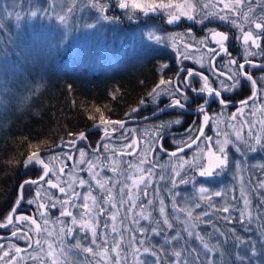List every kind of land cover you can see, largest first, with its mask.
Wrapping results in <instances>:
<instances>
[{
	"label": "rangeland",
	"instance_id": "374dc122",
	"mask_svg": "<svg viewBox=\"0 0 264 264\" xmlns=\"http://www.w3.org/2000/svg\"><path fill=\"white\" fill-rule=\"evenodd\" d=\"M104 2L109 5L106 14L119 16L120 20L118 22L101 20L97 23L96 28L89 29L85 25L96 23L95 18L99 16V13L95 10H77L69 18L67 26L60 24L54 17H31L28 15L30 10H35V7L53 6L57 13L63 14L62 10L66 5L71 4V0H0V85H4L6 89V97H0V99H4V106L0 107V134L7 130L15 117H21L23 113L29 110L50 83H53L50 80L57 78L90 79L93 76L110 77L122 76L127 73L135 74V71L137 72L144 65L151 63L156 65L154 71L157 83L161 77L171 78L175 83L178 69L197 68L210 71L208 49L217 47L213 43L214 38L211 35V30L223 31L228 35L232 33V36L235 37V43L233 44L239 47L242 58L245 56L247 46L243 43L242 32L230 22H222L219 19H212L211 22L205 20L204 23L193 22L187 25L189 28L177 30L173 24L167 23L168 13L172 9L158 7L156 11H151L150 8L153 3L159 5L168 3L169 0H138L142 7L147 8V15L139 9L134 12L131 10L123 11L115 6L117 0H104ZM171 2L182 4L184 0H171ZM226 2H231V0H226ZM250 2L251 11H249L247 3L237 5V7L242 8L250 19L256 15L255 21L259 22L264 18V0H250ZM200 4L210 5L206 9L209 13L219 12L223 8V3L220 0H200ZM126 11H129L135 18L129 20L125 14ZM196 11L199 13L200 9L198 8ZM8 13L12 14L11 17ZM17 13L23 17L19 21L16 19ZM232 15L235 16V12ZM241 20H243V17H241ZM180 21L186 24L191 20L181 18ZM248 25L249 23L245 21L241 23V28L247 29L249 28ZM202 26L204 32L199 38L197 37L198 29ZM149 31L163 37V42L156 43L148 40L147 33ZM65 34H67V40L62 46L57 47ZM252 49L249 50L252 51ZM163 64H167L169 68L162 70L161 66ZM218 67L221 68L222 66L219 64ZM23 97H27V99L25 100ZM159 99L162 105L171 102L167 95H162ZM146 101L142 105L144 108H156L150 98L147 97ZM262 109H264V104L259 99L255 103L254 115L244 106L231 112L225 110L213 111L208 114L211 122L206 126L203 125L202 116L199 127L203 126L205 130L207 128V136L201 143H198V146L193 144L191 147H184V144L189 141L190 136L197 135L195 130L182 139L170 138L168 141L174 147L172 152H176L175 156L172 155V152L161 153L159 151V140L156 139L157 132L160 131L163 136L181 126L182 123L175 124L171 123L175 119H166L156 122L149 121L142 126L134 123L127 124L123 129H119L117 126L115 135H111V126H109L110 139H104L103 127H100L99 130L97 129L99 133L98 147L95 146L94 149L87 148L85 142L81 140L74 149H71L72 147H68L69 143L73 141L71 140L65 144L68 150L47 154L43 158L48 161L55 157L50 163L53 171H57L66 164L65 174H62L61 179L55 182L61 185L73 183L76 191L80 193L86 192L87 186L80 188L79 179L83 178L88 181L91 178L88 174V166L80 165L79 161L81 159H91L96 165L93 171L100 172L99 178L101 181L105 182L107 186L116 185L112 188V195L115 198L113 202L119 201V188L122 186L119 182L124 180L122 173L127 168V162L130 161L135 165L143 160L144 163L140 165L141 168H152L150 178L147 177L146 173H140L135 168L128 174L133 175L134 179L142 174L149 179L148 198L154 199L157 207L159 206V199L163 198L167 213L170 216H179L183 220L187 211L192 210L191 206L195 203H199L201 207L194 209V216L205 210L212 212L213 207L228 206L231 209L234 204L236 209L244 211L246 219L243 224L237 219L240 216L239 210H232L228 214L216 212L211 216L215 227L229 234V244L224 245V247L231 246L233 230H235L236 235L257 242L260 240L261 234H264V227H260L256 217L258 212H264V188H260L258 183L260 179H264V150L257 146V151L245 152L243 142L236 141V133L240 132L247 139L249 131L247 121L251 120L254 125L252 131L264 140V123H262L264 122V114H262ZM233 115L237 118L232 119ZM126 117L136 119L135 112H132L130 117ZM180 120L182 121V119ZM161 124L166 125V127L159 129L158 126ZM121 132L128 137L127 140L121 139ZM225 134L227 135L225 136ZM208 137H211V140L207 139ZM225 138L240 145L241 152H237L232 143L226 147L230 161H240L241 168L237 170L233 165H230L218 175L212 177L200 176V166H208L210 161H214L213 153L219 147L216 141L220 140L222 143ZM78 139L79 137L76 140ZM102 140L108 145L107 151L101 145ZM132 141H135V147L131 149V154H129V149L125 147V144ZM180 147H184V150L178 151ZM79 148L85 149V157L81 158L79 156ZM65 153H70L74 159L65 160ZM81 167L85 170L81 171ZM113 167L116 168V172L111 171ZM174 169L180 172L179 176L174 175ZM161 176L164 179H160ZM106 177H111L112 180H105ZM173 178L177 181L175 186L172 184ZM181 178L188 180V183H178ZM127 183L130 185L131 181H127ZM201 187L209 189V192L206 194L201 193L199 191ZM19 188L18 199L21 195L23 196L20 206L22 209L19 208L18 214L14 217L28 216L34 218L41 228L46 229V231L38 234L36 226L31 224V220H16L13 217V225L1 229L4 232L0 234V264H52L53 258L56 259L57 264H112V253L104 255V249L110 248L114 239L122 245V251L120 252L122 264H138L139 257L135 252V249L139 246L138 241L144 239V246H147L148 243L156 245L163 243L162 236H155L151 231L141 235L139 231L141 226L144 228L150 227L147 221L140 219L139 225L132 223L133 219L139 218L137 215L140 211L138 207L134 212L128 213V217L123 221V224H121L120 217L124 215V210L120 209L117 212V220L115 222L109 221V226L105 229L103 225L105 220L108 219L107 214L104 216L98 215L95 211L98 205H93L92 201L89 200V207L93 211L90 215H85L84 219L93 223L99 234L97 244L93 245L91 243L93 239L91 230L80 227L82 209L79 207L69 209L77 216L78 223L76 225L71 223V218L60 216L61 206L58 200L64 197L57 189H50L43 181H40L37 185H26L21 194ZM93 188V195L102 200L100 190L96 188L94 182ZM216 191H220L222 196H214L213 193ZM242 191L248 195L250 200L248 209L244 208L240 200ZM37 192H39V196L36 195ZM173 193L177 195L174 196ZM205 195L211 196V200L201 199ZM233 196L237 198L235 201L232 200ZM49 197L56 200V207L40 209L39 204L44 203L46 206L49 204ZM132 198L137 204L141 200H144L145 204L147 202L138 191H133ZM29 200H33V203L29 204ZM125 202L127 204V198H125ZM173 204L177 206L175 212ZM104 206L108 207V205ZM180 208H183L184 211H179ZM149 211H151L150 208ZM41 213H44V216H41ZM144 214L147 215L148 213L145 212ZM152 215L159 218L158 212H153ZM225 215H229L232 222L222 219ZM249 215L251 216V222L247 219ZM45 219L48 221L47 225L44 224ZM202 219L207 220L209 217H202ZM4 221L0 223L3 224ZM60 221L64 223L62 224ZM195 223L197 224V231L205 235L206 239L208 238L207 234L213 233L212 225L200 223L199 221H195ZM113 226L117 229L115 234L111 231ZM69 227L72 228L70 233L67 232ZM181 227L183 225L176 222V228L173 231H179ZM17 228L24 230L25 236L23 238L19 233L15 237L11 235ZM62 228L64 231H61ZM121 229H124L123 232H121ZM28 232L31 233L30 240L27 239ZM133 236L135 239H133ZM217 236V233H213L212 244L216 243ZM105 238L108 241L107 244H104ZM37 239L40 240L43 247L42 252L38 250L36 245ZM77 243L81 245L80 249L74 247ZM193 244H195V241H193ZM48 245L52 246V257L47 255L49 252ZM100 245H104V247L101 248ZM13 246H18L21 252L16 253ZM84 248H92L93 252H85L83 251ZM257 249L258 255L252 258L251 264H264V254H259V244H257ZM5 251L13 254L15 259L4 258L3 253ZM148 259L151 260L152 258L148 257ZM165 259L169 258L165 257ZM211 259L216 264H224L218 254L212 255Z\"/></svg>",
	"mask_w": 264,
	"mask_h": 264
},
{
	"label": "snow or ice",
	"instance_id": "6c2138e0",
	"mask_svg": "<svg viewBox=\"0 0 264 264\" xmlns=\"http://www.w3.org/2000/svg\"><path fill=\"white\" fill-rule=\"evenodd\" d=\"M223 3V8L216 13H209L206 11L210 5L200 4V0H184V2L173 4L171 0L168 3H161L159 5L153 3L150 8L151 11H156L157 8H164V9H172L168 13L167 16V23L174 24L181 20V18H186L196 23H204L205 20L211 22L212 19H219L220 21L230 22L234 27L240 29L243 33L242 39L243 43L247 46L245 48V56L243 58V62L238 61L235 58H232L228 47L227 42L229 41L230 37L227 33L223 31H216L211 30V35L213 36L214 40L213 43L217 45V47L209 48L208 51L210 53V61L212 62V67L214 68V74L216 76L215 81L210 82V78L208 75L195 71L193 69H178L176 73V82L173 83L171 78H163L159 79V82L156 84L155 87L152 88L150 92H148L147 96L151 99V102L156 105V108L160 114H167V108H179L185 110L189 106L190 99H195V97H190L189 93L195 94L196 97H199V102L197 103L196 107L197 110L203 114V125L206 126L211 122V118L207 113V106L209 105L210 99L213 102L217 103L222 107H227L230 102L231 98L229 96H225L226 92L235 93L237 89L243 90L247 86V84L251 85V90L248 98L241 100L239 103L248 108L251 114H255L254 108L257 99L261 100V103L264 104V83L259 84L258 88V81L255 79V74L248 71L249 67L257 68L260 72L264 73V63H256L254 59L250 57H254L256 55L264 56V47H262L261 43H258V40H264V18H262L259 22L251 20L250 17L247 15L246 12L243 11L242 8L237 7V5H241L243 3L248 4L249 11H251V2L250 0H231V2H226V0H220ZM116 7L119 9L124 10H131L134 12L135 10L139 9L140 11L145 12L147 15V8L142 7V5L138 2V0H117ZM200 9V12L197 13V9ZM95 10L99 13V16L95 18L96 23H88L85 26L89 29H94L97 26L99 21H109V22H118L120 20L119 16H110L107 15V11L109 9V5L104 2V0H71L70 5H66L65 8L62 10V13H57L55 11V7H35V10H30L28 15L31 17H54L56 20L59 21L60 24L67 26L68 20L70 17L74 15L77 10L84 11V10ZM235 12V16L232 13ZM129 20H133L135 17L134 15L130 14L129 11L125 13ZM11 17V13H8ZM243 17V20H241ZM18 13L16 14V19L19 21L22 19ZM247 21L249 23V30L245 31L241 28V23ZM256 30H259L255 35L251 28L253 27ZM147 39L150 41H154L156 43H162L163 37L157 35L155 32L149 31L147 33ZM67 40V34H65L61 40L59 41L57 47H60L64 44ZM254 47L255 49H259L258 52L250 51L249 49ZM223 54H227L229 59L221 68L216 67V61L218 58H222ZM187 58V57H185ZM162 70H167L169 66L167 64H163ZM235 68V71H233ZM226 69V70H225ZM183 74V75H181ZM193 77H202V80H194ZM261 80L264 81V76L261 77ZM247 82V83H246ZM6 83V82H5ZM199 85V86H197ZM162 95H167L170 99V103L167 105H162L160 101V97ZM0 97H6V89L4 85H0ZM23 99H27V97H23ZM147 101L145 99H141L139 101L140 105H144ZM4 106V99H0V107ZM97 112L100 109H96ZM139 108H133L132 112H138ZM155 114V113H154ZM182 114V113H181ZM262 114H264V109H262ZM126 116L130 117L131 113H127ZM235 115L232 116V119H236ZM88 119L92 120L94 117L89 116ZM171 123L181 124L182 121L180 119H175ZM247 123L249 124V131H248V138L245 139L240 132L236 133V141H242L245 146V152H255L257 151V146L260 149L264 150V140L257 135L254 134L252 131L254 125L252 124L251 120H248ZM264 123V122H262ZM99 125L103 126V137L104 139H110V132L109 126H111V135H115L117 131V126L119 129L125 128L126 121L125 120H112L106 118L102 113L99 118ZM159 129H163L166 125L161 124L158 126ZM186 131L191 132L192 128L187 129ZM196 136H190L189 141L184 144V147H191L193 144L198 146L199 138L204 137L203 126L195 128ZM70 136H75L77 134L69 133ZM227 134H225L226 136ZM80 140H85L87 138V134L85 132H80L78 134ZM121 139L127 140L128 137L125 136L123 132H121ZM157 140L161 141L160 147H163V136L161 135L160 131L157 132ZM207 139L211 140V137ZM232 143L233 146L236 148L237 152H241V147L239 144H236L234 141H231L227 138L223 140L221 143L220 140L216 141V144L219 146L217 151L213 153L214 161H210L208 166L201 165L199 170V175L202 177H212L213 175H218L220 172L224 171L230 165H233L237 170L241 168L240 161H230L227 145ZM76 141L73 140L69 143L68 147L71 148L75 146ZM102 147L105 151L108 150L107 143L101 141ZM60 147H64L61 145ZM125 147L129 149V154H131V149L135 147V141L131 143L125 144ZM184 147H180L178 151H183ZM167 152V149H164ZM99 151V149H97ZM79 156L81 158L85 157L86 151L84 148L78 149ZM218 153V154H217ZM245 154V153H242ZM172 155H176V152H172ZM65 160H73L74 157L70 153L64 154ZM55 159L52 157L50 160L46 161L43 158V153L39 149L36 148L35 151L30 152L26 160L23 162L24 166L27 167L29 165L32 166H40L41 175L39 180H26L21 185V191L24 189L26 185H37L40 181H43L48 185L50 189H57L60 194L64 197L63 199H59L58 202L61 206L60 216L62 217H69L71 218V223L76 225L78 223L77 216L70 211V208H77L79 207L83 211L80 213V227L82 229H90L92 234V241L93 245L97 244L98 239V232L97 227L93 226L89 220L84 219L85 215H90L93 211L92 208L89 207V200L92 201L93 205H98L95 208V211L98 215L104 216L107 214L108 219L104 222V228L107 229L109 226V221L115 222L117 220V212L120 209L124 210V215L120 217L121 224L123 221L127 219L129 212H134V210L138 207L139 216L138 219H133L132 223L139 225L140 219H143L148 222L149 228H144L143 226L140 227L139 231L141 235H143L147 231H151V233L155 236H162L163 243L156 245L152 243H148L147 246L145 245V240L141 239L138 241V247L135 249V252L138 254V264H216V262L211 259L212 255L218 254L220 259L224 261V264H251L252 258L258 255L257 244H259L260 253L264 254V234H261L260 240L257 242H253L251 239H244L239 235L235 234V230L232 231V244L230 247L225 248L224 245L229 244V234L223 232L219 228H216L213 224L211 216H213L216 212H223L225 214L230 213L232 210H239L240 216L237 218L241 224L245 222V215L244 211L240 209H236V206L233 204L232 208L228 206L222 207H213V211L209 212L207 210L197 213L195 216L193 215V211L196 208H200L201 205L199 203H195L191 206L192 210L187 211L185 219L181 220L179 216L173 215L170 216L166 211V205L163 198L159 199V206L157 207L155 204L154 199L148 198L149 192V179L146 178L145 175H140L138 178H133V175H129L128 173L133 170L134 168L136 171L140 173H146L147 177L150 178L152 175V168H141L140 165L144 163L143 160H140L137 164H133L132 162H127V168L122 173L124 176V180L120 181L119 183L122 185L119 188V201L113 202L114 197L112 195V188L116 185L113 184L111 186H107L105 182H102L100 177V172L93 171L96 167L95 162L91 159H81L79 161L80 165H87L88 166V174L90 176V180L86 181L83 178H80L78 181L80 188H85L87 186V190L84 193H80L76 191V188L73 186V183H67L61 185L55 181H59L62 177V174H65V168L67 165L65 164L64 167L59 168L57 171H53V168L50 167L51 160ZM107 159V157H106ZM85 169L81 167V171ZM111 171L116 172V168L113 167ZM174 175L179 176L180 172L174 169ZM160 179H164L163 176ZM105 180L111 181V177H106ZM127 181H131L129 185ZM93 182L95 183L96 188L100 190V195L103 198L98 199L96 195H93ZM180 184L188 183V180L181 178L179 180ZM250 183V182H249ZM260 188H264V179H260L258 181ZM172 184L175 186L177 181L173 178ZM141 185L143 186L141 188ZM133 191H138L141 196L146 199V204L144 200H141L139 204H137L133 198L132 193ZM155 191V190H154ZM201 193H208L209 189L205 187H201L199 189ZM39 196V192L36 193ZM173 195H177L173 193ZM216 197H221L222 193L220 191H216L213 193ZM125 198H127V204L125 202ZM23 196H20V199L16 201V205H19ZM201 199H208L211 200V196H202ZM237 198L235 196L232 197V200L235 201ZM241 202L245 209L250 207V200L248 195L241 192L240 197ZM79 202V203H78ZM29 204L33 203V200L28 201ZM104 205H108L106 208ZM46 207H56V200L53 197H49V204L46 206L44 203L39 204L40 209H46ZM149 208L151 211H149ZM174 212L177 211V206L173 204ZM11 212H15L16 208L10 210ZM179 211L183 212L184 209L180 208ZM147 212L148 214L145 215L144 213ZM153 212H158L159 218L153 216ZM41 216H44V213H41ZM202 217H209V219L204 220ZM16 220L23 219L24 221L31 220V224L36 226L37 233H41L42 231H46V229H42L40 224L37 222L36 219L30 218L28 216L24 217H15ZM222 219L228 220L232 222V218L229 215H225ZM248 221L251 222V216L247 217ZM7 224L0 223V227H8L9 225H13L14 218L12 215H8L6 217ZM195 221H199L200 223H205L212 225L213 233H217L218 236L216 237V243L212 244L211 240L213 237V233L207 234V239L205 235H202L200 231H197V224ZM176 222H180L183 227L180 228L179 231H173L176 228ZM47 219L44 220V224L47 225ZM60 223H64L60 221ZM124 229H121L123 232ZM61 231H64L62 228ZM112 233L115 234L117 229L113 226L111 229ZM134 231V230H133ZM67 232H72V228H67ZM18 233L23 238L25 236V232L22 228H17V230L11 233L12 236H17ZM172 233V234H169ZM223 238V239H221ZM27 239H31V233H27ZM122 239V236H121ZM133 239L135 237L133 236ZM195 241V244H193ZM108 241L105 238L104 244H107ZM36 245L39 251H43V247L40 244V240H36ZM31 246V245H29ZM15 247L16 253H20L21 249L18 246ZM76 249H80L81 245L77 243L74 246ZM101 248L104 245H100ZM49 252L47 255L49 257L53 256L51 251L52 246L48 245ZM83 251L92 253V248H84ZM122 251V245L120 242L113 240L112 246L110 248L104 249V255H108L112 253L111 259L112 264H122L120 259V252ZM4 258L9 260L15 259V256L8 251L3 253ZM203 256V259H202ZM148 257L152 259L149 260ZM168 257L169 259H165ZM229 258H231L229 260ZM126 259V258H125ZM52 264H57L55 258L52 259Z\"/></svg>",
	"mask_w": 264,
	"mask_h": 264
},
{
	"label": "trees",
	"instance_id": "16d2710c",
	"mask_svg": "<svg viewBox=\"0 0 264 264\" xmlns=\"http://www.w3.org/2000/svg\"><path fill=\"white\" fill-rule=\"evenodd\" d=\"M203 32L202 26L198 29L197 37L200 38ZM155 68V64L148 63L135 71V74L50 80L53 83H50L30 108L28 107L29 110L21 117H15L7 130L0 134V222L5 220L4 224L6 217L11 214L10 210L15 207L19 186L26 180H38L41 175L38 165L25 167L23 163L27 155L37 147L42 151L60 143L66 144L76 140L80 132H86L99 123L101 113L108 119L124 120L126 114L132 113V109L137 107L139 111L135 112L136 119L157 112V108H144L139 104L141 99L146 100L148 92L157 84ZM250 70L259 71L253 67H250ZM244 89V92L241 89L237 91L235 102L248 98L251 85L247 84ZM196 105L188 106L187 109L197 110ZM96 109L100 111L97 112ZM228 111L231 112L232 108H228ZM202 115L195 116L196 128L200 125ZM89 116L94 119H88ZM166 119H182V125L170 132L174 133L186 131L193 116L186 115L179 108H172L167 114L134 124L142 126L149 121ZM98 130L88 133L87 138L83 140L87 148L98 147ZM69 133L77 135L70 136ZM162 148L172 152L174 147L166 140ZM256 217L260 227H264V212H258ZM3 232L0 230V234Z\"/></svg>",
	"mask_w": 264,
	"mask_h": 264
},
{
	"label": "flooded vegetation",
	"instance_id": "af4514ba",
	"mask_svg": "<svg viewBox=\"0 0 264 264\" xmlns=\"http://www.w3.org/2000/svg\"><path fill=\"white\" fill-rule=\"evenodd\" d=\"M256 18H257V16L254 15V16H252L251 20H254V21H255ZM257 22H258V21H257ZM248 26H249V25H248ZM183 28H189V27L187 26V24H183L182 21H179V24L176 26V29H177V30H181V29H183ZM244 30L247 31V30H249V28H247V29L244 28ZM252 31H253V33H254V35H255L259 30H256V29L254 28V25H253V29H252ZM232 35H233L232 33L229 34L230 39H229V41H228V43H227V47H228L229 53H230V55H231L232 58H235V59H237L238 61L243 62V58H242L241 51H240L239 47H238L237 45H234V44H233V43H235V37L232 36ZM242 35H243V33H242ZM257 42H258V43H261L262 47H264V40H258ZM252 48H253L252 51H254V52H258V51H259V49H255L254 47H252ZM206 52L208 53L207 49H206ZM208 54L210 55V53H208ZM250 58H251V59H254L255 62L258 63V64H259V63H264V56H262V55H256V56H254V57H250ZM228 59H229V56H228L227 54H223V55H222V58H218L217 61L215 62V63H216V67L219 68V67H218L219 64L223 67V65L227 62ZM191 69H193V70H195V71H198V72H201V73H204V74L208 75L209 78H210V82L216 80V76H215V74H214V68L212 67V62H211L210 60H209V69H210L209 72H208V70H203V69H197V68H191ZM225 70H226V69H225ZM233 71H235V68H233ZM248 71H249V72H252V73L255 74V79L258 81V88H259V84L264 82V81L261 80V77L264 76V73H262V72H260V71H253V70H250V67L248 68ZM181 75H183V74H181ZM193 79H194V80H202V77H193ZM197 86H199V85H197ZM237 91H240V89H237L235 93H232V92H226V93H225V96H229V97L231 98V102H230V104H236V103H239V102H235V101H234V100H235V97H234V96H235V94L237 93ZM241 91L244 92L245 89L243 88V90H241ZM189 95H190V97H195V99H190V101H189V106L196 105V104L199 102V97H196L195 94H193V93H189ZM258 100H259V98L257 99V101H258ZM257 101H256V102H257ZM228 108H232V107H230V106H227L226 108H225V107H222V106L218 105L217 103L213 102L212 99H210L209 105L207 106V113H208V114H211L213 111H217V110H225L226 112H229V111H228ZM235 109H236V108H232V111L235 110ZM180 111H181V109H180ZM187 111H189V112H191V113H194V112H198V110H189V109L186 108V110L183 111L186 115L193 116V119H192V121H191V125L187 128V129L192 128V131L189 132V131H185V130H183V131L174 132V133H167L169 136L163 138L162 143H164V141H166V140H169L170 138H171V139H172V138H175V139H182V138H185L186 136H189L190 134L193 133V131H194L195 128H196V123H197V119H196L195 116L200 115L201 113H198V114H191V113H188ZM202 116H203V115H202ZM124 120L126 121V125H127V124H133V123H134V122H130V121H133V120H140V119H133V118L129 119V118L126 117ZM200 122H201V119H200ZM194 126H195V127H194ZM179 127H180V126H179ZM198 127H199V126H198ZM91 129H92V128H91ZM88 131H90V130H88ZM203 131H204V137L199 138L198 143H201L202 140H203V139L207 136V134H208V130H207V128H206V130L203 128ZM86 132H87V131H86ZM88 133H89V132H88ZM167 134H164V135H167ZM66 143H67V142H66ZM160 143H161V141H160ZM64 144H65V142H64V143H60V145H64ZM77 144H78V143H77ZM77 144H76V145H77ZM76 145H75V146H76ZM75 146H73L71 149H74ZM64 147H65V145H64ZM59 151H64V150H59ZM159 151H160L161 153L165 152V150H164L163 148L160 147V144H159ZM20 209H22V208H20ZM14 218H15V217H14ZM6 224H7V222H6ZM10 226H12V225H10ZM10 226H9V227H10ZM0 230H1V228H0Z\"/></svg>",
	"mask_w": 264,
	"mask_h": 264
},
{
	"label": "water",
	"instance_id": "95a60500",
	"mask_svg": "<svg viewBox=\"0 0 264 264\" xmlns=\"http://www.w3.org/2000/svg\"><path fill=\"white\" fill-rule=\"evenodd\" d=\"M123 11H125L124 9H122ZM153 13V12H152ZM191 23H193V21H189V22H186V24L187 25H190ZM178 25V22L177 23H174L173 24V26H177ZM228 106H230V107H232V108H237V107H239V106H242L240 103H236V104H229ZM171 109V107H169V108H167V110H166V112H168L169 110ZM186 110V109H185ZM188 113H191V112H189V111H187ZM198 113H200L199 111L198 112H194V113H191V114H198ZM159 115H162V114H160L159 112H156L155 114H152V115H150V116H148V117H145V118H143V119H140V120H133V121H130V122H134V123H143V122H146V121H148V120H150V119H153V118H156V117H158ZM100 127H103V126H100L99 124H97L94 128H92L90 131H93V130H95V129H98V128H100ZM88 132L89 131H87V132H85L86 134H88ZM169 135L167 134V135H163V138H165V137H168ZM79 141H81L80 139H78L77 141H76V144L79 142ZM160 143V142H159ZM75 144V145H76ZM61 145L60 144H58V145H56V146H54V147H51V148H49V149H45V150H42L41 152L43 153V156L44 155H47V154H51V153H53V152H57V151H59V150H68L66 147H60ZM19 193L21 194V188H19ZM20 199V198H19ZM20 206H21V202L19 203V205H16V211L15 212H12L11 213V215L14 217L17 213H18V211H19V208H20ZM1 229H4V228H6V227H0Z\"/></svg>",
	"mask_w": 264,
	"mask_h": 264
}]
</instances>
